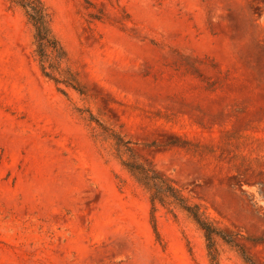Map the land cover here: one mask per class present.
<instances>
[{"label":"rangeland","instance_id":"374dc122","mask_svg":"<svg viewBox=\"0 0 264 264\" xmlns=\"http://www.w3.org/2000/svg\"><path fill=\"white\" fill-rule=\"evenodd\" d=\"M40 1L84 94L0 0V264H210L120 141L232 239L219 264H264V0Z\"/></svg>","mask_w":264,"mask_h":264},{"label":"trees","instance_id":"16d2710c","mask_svg":"<svg viewBox=\"0 0 264 264\" xmlns=\"http://www.w3.org/2000/svg\"><path fill=\"white\" fill-rule=\"evenodd\" d=\"M7 1L23 11L27 23L33 30L34 55L42 76L56 85H63L83 95L76 74L68 66L67 53L52 32V17L45 5L40 0ZM116 146L119 153L129 156L127 161L122 162V166L137 184L149 193L152 204L155 201L165 203L172 199V204L193 217L204 234L210 264H219L216 240L220 238L225 243L234 245L232 239L222 235L210 223L202 219L195 206L186 204L170 180L150 165L135 160L128 143L120 141ZM154 230L157 234L155 226Z\"/></svg>","mask_w":264,"mask_h":264}]
</instances>
